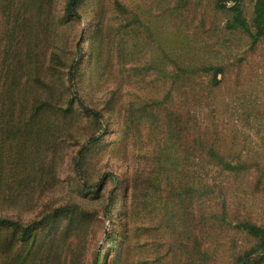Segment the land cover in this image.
Returning <instances> with one entry per match:
<instances>
[{
  "label": "rangeland",
  "instance_id": "1",
  "mask_svg": "<svg viewBox=\"0 0 264 264\" xmlns=\"http://www.w3.org/2000/svg\"><path fill=\"white\" fill-rule=\"evenodd\" d=\"M68 1L55 0L54 14L45 13L46 23H66L46 36L38 19L26 15L45 42L36 50L56 92L45 117L59 126L43 181L55 187L36 190L35 214L67 204L98 214L109 237L101 231L86 264H94L95 254L100 264L253 259L242 260L257 240L239 224L264 227V38L254 43L243 31L227 30L231 13L218 0H78V18L65 17ZM243 9L251 25L253 1L244 0ZM12 27L1 14L0 52ZM19 31L26 61L28 35ZM78 46L84 57L78 58ZM2 70L0 63L1 85ZM20 83L19 104L43 93L27 75ZM73 89L91 112L78 104L69 109ZM174 168L178 179L159 175ZM84 181L98 191H82ZM180 182L191 190L170 198ZM77 212L61 215L60 227ZM29 219L20 218L22 224Z\"/></svg>",
  "mask_w": 264,
  "mask_h": 264
},
{
  "label": "trees",
  "instance_id": "2",
  "mask_svg": "<svg viewBox=\"0 0 264 264\" xmlns=\"http://www.w3.org/2000/svg\"><path fill=\"white\" fill-rule=\"evenodd\" d=\"M54 1L0 0V20L2 14L9 19V22H13L5 49L0 52L3 54V58H0L3 69L1 75L4 76L2 81L4 84L1 85L0 82V264H86L92 242L101 231L109 237V233L106 234L104 231V224L98 214L81 211L77 204H67L50 212H46L45 209L46 214L43 216H37L39 212L35 214L37 212L35 210L37 208L36 190L55 187L53 181L50 180L52 186L43 181L49 179L51 174L52 166H48L47 156L54 145L53 138L59 126L58 121H51L50 117H45L48 114L47 111L52 113L50 102L55 101L56 92L55 87L49 82L43 59H40L42 54L36 50L45 42L38 40L37 34L32 33L34 27L26 24L28 20L26 15L29 13L32 14V20L38 19V30L45 36L48 29L60 30L63 24H66L64 19L56 20L55 25L46 23L44 20L46 12L50 16L54 14ZM230 1L232 6L227 8L226 4ZM252 1L251 25L244 15V0H218L217 6L228 9L231 13V18L226 24L227 30L243 31L254 43H257L264 38V0ZM77 6L78 0H69L64 6L65 17L78 18ZM49 7L51 12L48 10ZM21 28L26 30L29 41L26 61L22 59V40L19 37ZM81 48L78 46V58L79 55L84 57ZM77 61L78 59L75 63ZM74 71L75 64L70 69L71 82ZM221 72L222 70L219 73ZM25 75L34 82L40 81L43 93L34 98H29L28 95L23 103L19 104L20 80ZM218 77H215L217 81ZM68 103L70 110L72 106L78 104L86 113L91 112L74 89ZM28 113L30 114L27 118L25 115ZM172 129L174 127L170 125L171 131L168 134L170 140H173L171 133L174 130ZM95 141V139L90 140L86 148H90ZM86 148L83 150L81 148L78 152L81 157L84 156ZM209 153L211 157L223 161L214 149H210ZM76 171H80L79 162L76 164ZM160 174L163 179L169 181L166 177L174 176L178 179L176 174L179 172L175 168L174 172L162 169ZM186 183L188 182L185 184L180 182L178 184L180 190L172 189L168 196L181 199L184 194H188L191 186ZM79 188L84 192H97L99 189L98 186L86 181ZM84 195L85 193L83 197ZM111 207L109 202L105 208L106 216L104 217H109ZM76 209L79 213L77 212L68 224L60 227L58 224L60 216H68L69 211H76ZM24 215L30 219L22 224L20 218ZM40 228H44L47 232L45 230L43 233L38 232ZM239 228L257 240V245L242 260L253 255L255 257L243 264H264V227L245 222L240 223ZM99 261L100 255L95 254L94 264H100Z\"/></svg>",
  "mask_w": 264,
  "mask_h": 264
}]
</instances>
